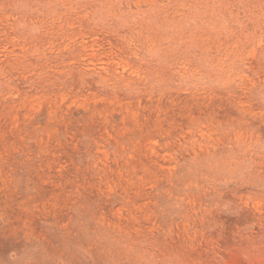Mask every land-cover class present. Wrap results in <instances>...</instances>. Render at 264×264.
<instances>
[{"label":"rangeland","instance_id":"rangeland-1","mask_svg":"<svg viewBox=\"0 0 264 264\" xmlns=\"http://www.w3.org/2000/svg\"><path fill=\"white\" fill-rule=\"evenodd\" d=\"M0 264H264V0H0Z\"/></svg>","mask_w":264,"mask_h":264}]
</instances>
